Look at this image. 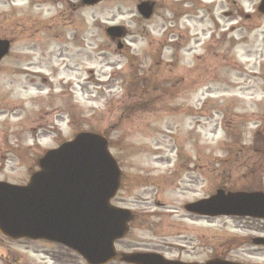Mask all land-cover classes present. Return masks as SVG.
Listing matches in <instances>:
<instances>
[{"label": "rangeland", "instance_id": "rangeland-1", "mask_svg": "<svg viewBox=\"0 0 264 264\" xmlns=\"http://www.w3.org/2000/svg\"><path fill=\"white\" fill-rule=\"evenodd\" d=\"M74 1L0 0V39L11 41L0 61V181L20 186L46 150L97 133L123 175L112 203L138 216L120 247L264 264L252 241L264 221L183 208L219 189L264 193L260 0H150L149 20L143 0L69 15ZM107 26L125 29V47ZM37 249L0 235V264H40Z\"/></svg>", "mask_w": 264, "mask_h": 264}, {"label": "water", "instance_id": "water-1", "mask_svg": "<svg viewBox=\"0 0 264 264\" xmlns=\"http://www.w3.org/2000/svg\"><path fill=\"white\" fill-rule=\"evenodd\" d=\"M98 0H84L92 3ZM148 18L149 4L138 6ZM264 14V0L259 7ZM106 33L119 38L121 27ZM9 41L0 40V60L9 50ZM38 171L27 185L0 182V233L11 238L45 239L61 243L81 255L89 264L114 258L113 243L126 233L130 214L110 205L121 173L108 150V141L95 133L81 132L73 140L46 151L38 159ZM191 213L207 216L232 215L264 219V193L218 190L215 195L185 206ZM255 244H263L258 238ZM135 264L168 263L156 256L124 258ZM205 264H235L212 260Z\"/></svg>", "mask_w": 264, "mask_h": 264}, {"label": "flooded vegetation", "instance_id": "flooded-vegetation-1", "mask_svg": "<svg viewBox=\"0 0 264 264\" xmlns=\"http://www.w3.org/2000/svg\"><path fill=\"white\" fill-rule=\"evenodd\" d=\"M99 2L96 3H91V4H84L82 0H75L74 2H67L65 4V12L68 11L69 15H73L74 12H77L83 8H92L96 5H98ZM138 216L134 213L131 212V220L128 223V231L127 235L121 239L115 242L114 244V249L116 252V256L114 259L107 261L102 264H113L115 262H118L120 264H135V263H130L127 261L123 260V257L128 254H136V253H155L159 254L158 252H154L156 250L153 249H146L143 246L142 247H129L125 246L120 247V242L122 243L124 240L127 239L129 233L132 231V224L138 223L137 221ZM4 237V236H2ZM6 238V237H4ZM8 239V238H6ZM11 240V239H9ZM12 241H26L29 242L30 244L37 246V250L35 252L36 255L42 257L40 260V264H72L73 262L68 261L67 258H71L72 260L79 261V264H87L82 257L78 256L76 253L71 251L70 249L66 248L65 246H62L57 243L49 242V241H32V240H27V239H19V240H12ZM119 243V244H118ZM136 244V243H135ZM140 246V245H139ZM161 255V254H159ZM164 257V256H163ZM167 259V258H166ZM171 260V259H167ZM173 260V259H172ZM174 261H180V262H191V261H182L178 259H174Z\"/></svg>", "mask_w": 264, "mask_h": 264}, {"label": "trees", "instance_id": "trees-1", "mask_svg": "<svg viewBox=\"0 0 264 264\" xmlns=\"http://www.w3.org/2000/svg\"><path fill=\"white\" fill-rule=\"evenodd\" d=\"M243 190H245V191H249V189L247 188V189H243Z\"/></svg>", "mask_w": 264, "mask_h": 264}]
</instances>
